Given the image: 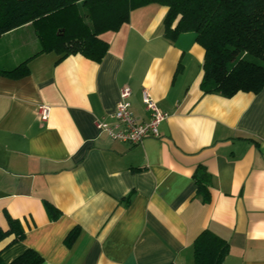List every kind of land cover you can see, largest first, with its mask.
<instances>
[{
    "label": "crops",
    "instance_id": "0c3cea01",
    "mask_svg": "<svg viewBox=\"0 0 264 264\" xmlns=\"http://www.w3.org/2000/svg\"><path fill=\"white\" fill-rule=\"evenodd\" d=\"M167 11L133 9L100 35V62L38 53L32 23L0 36V226L24 230L0 241L5 263L33 249L39 264H193L207 229L229 243L223 264H264V88L205 93V49L193 32L166 37ZM26 60V76L1 71ZM124 86L140 121L143 88L167 113L158 137L131 144L97 127L114 122Z\"/></svg>",
    "mask_w": 264,
    "mask_h": 264
},
{
    "label": "trees",
    "instance_id": "16d2710c",
    "mask_svg": "<svg viewBox=\"0 0 264 264\" xmlns=\"http://www.w3.org/2000/svg\"><path fill=\"white\" fill-rule=\"evenodd\" d=\"M157 3L168 7L163 20L164 34L174 40L180 33L193 32L205 49L201 89L205 93L232 96L239 91L258 93L264 88V0H0V36L32 23L41 41L38 53L55 51L60 59L80 53L100 62L109 43L100 36L117 31L129 21L133 9ZM37 53V54H38ZM12 78L29 74L28 60L10 70ZM199 191L208 189L200 182ZM57 216V208L48 204ZM10 227L0 226V241L24 235L14 219ZM74 232L68 239H72ZM229 243L210 230H202L192 245L193 264H223ZM33 249H27L10 263L39 264ZM177 264V263H170Z\"/></svg>",
    "mask_w": 264,
    "mask_h": 264
},
{
    "label": "built area",
    "instance_id": "2783aa9c",
    "mask_svg": "<svg viewBox=\"0 0 264 264\" xmlns=\"http://www.w3.org/2000/svg\"><path fill=\"white\" fill-rule=\"evenodd\" d=\"M131 89L124 86L120 92V100L116 109L111 114L114 122L107 121L105 117L97 119V127L106 132L113 139L131 144H138L147 137H158L160 135L159 125L167 117V113L161 110L147 88L142 90V100L150 111L148 120L140 121L130 109L129 96ZM38 111L40 118L45 121L50 116V107L46 104H39Z\"/></svg>",
    "mask_w": 264,
    "mask_h": 264
}]
</instances>
